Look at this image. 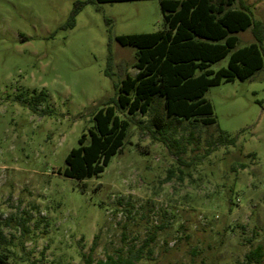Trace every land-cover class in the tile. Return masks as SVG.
Here are the masks:
<instances>
[{"label": "rangeland", "instance_id": "rangeland-1", "mask_svg": "<svg viewBox=\"0 0 264 264\" xmlns=\"http://www.w3.org/2000/svg\"><path fill=\"white\" fill-rule=\"evenodd\" d=\"M78 1L0 0V254L96 264L153 237L136 264H246L258 247L264 264V70L209 88L216 123H174L180 160L152 138L147 115L118 112L127 136L104 172L59 173L93 114L138 72L136 48L116 37L163 28L160 0L94 1L70 27ZM243 2L264 23V0ZM238 37V47L256 42L250 29Z\"/></svg>", "mask_w": 264, "mask_h": 264}, {"label": "trees", "instance_id": "trees-1", "mask_svg": "<svg viewBox=\"0 0 264 264\" xmlns=\"http://www.w3.org/2000/svg\"><path fill=\"white\" fill-rule=\"evenodd\" d=\"M112 3L129 0H86L74 4L69 26L88 3ZM240 3V4H239ZM236 4H239L236 7ZM163 28L157 32L117 36L121 46L136 48L135 77L127 74L116 86V96L93 114V127L79 139L78 147L66 157L59 170L65 177L84 180L99 176L113 156L122 152L129 121L118 112L148 116L152 138L175 150L180 160L181 142L175 122L197 125L216 123L213 106L205 97L210 87L252 78L264 70V23L254 20L243 0H160ZM250 29L256 42L238 47V33ZM229 57L226 67L211 65ZM46 93L30 103L33 111L46 101ZM45 113L47 110H40ZM128 250L116 260L108 258L96 264H136L143 249ZM258 247L246 255V264H261ZM0 264H11L5 253ZM87 264H93L91 258Z\"/></svg>", "mask_w": 264, "mask_h": 264}]
</instances>
